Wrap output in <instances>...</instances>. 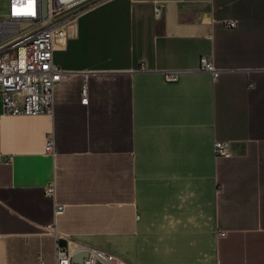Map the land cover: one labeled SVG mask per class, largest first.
<instances>
[{
	"label": "crops",
	"instance_id": "0c3cea01",
	"mask_svg": "<svg viewBox=\"0 0 264 264\" xmlns=\"http://www.w3.org/2000/svg\"><path fill=\"white\" fill-rule=\"evenodd\" d=\"M53 61L52 114L0 100V264H55L54 230L135 264H264V0L97 2Z\"/></svg>",
	"mask_w": 264,
	"mask_h": 264
},
{
	"label": "built area",
	"instance_id": "2783aa9c",
	"mask_svg": "<svg viewBox=\"0 0 264 264\" xmlns=\"http://www.w3.org/2000/svg\"><path fill=\"white\" fill-rule=\"evenodd\" d=\"M101 1L104 0H0V100L3 113H53L54 87L67 77L66 71L53 61V51L66 43L68 26L78 13ZM154 11L158 15L160 6L156 5ZM224 22L228 26L236 25L234 19ZM198 68L210 72L214 79L222 70L208 55L200 57ZM181 72L182 69H168L163 71V76L167 81H176ZM213 148L219 155L231 156L228 140H215ZM54 150V138L49 134L45 151L54 153ZM45 193L53 198L54 215L58 216L64 211V204L56 201L54 180L46 185ZM53 232L55 264H135L108 249Z\"/></svg>",
	"mask_w": 264,
	"mask_h": 264
},
{
	"label": "rangeland",
	"instance_id": "374dc122",
	"mask_svg": "<svg viewBox=\"0 0 264 264\" xmlns=\"http://www.w3.org/2000/svg\"><path fill=\"white\" fill-rule=\"evenodd\" d=\"M83 6H80L79 8H82ZM2 12H3V10H2Z\"/></svg>",
	"mask_w": 264,
	"mask_h": 264
}]
</instances>
